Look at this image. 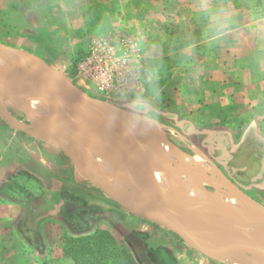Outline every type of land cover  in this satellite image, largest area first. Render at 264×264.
<instances>
[{"label": "rangeland", "instance_id": "obj_1", "mask_svg": "<svg viewBox=\"0 0 264 264\" xmlns=\"http://www.w3.org/2000/svg\"><path fill=\"white\" fill-rule=\"evenodd\" d=\"M16 3L0 0V33L12 34L0 35V42L36 55L122 113L142 117L184 153H202L215 166L217 179L232 182L225 164L205 155L209 134L221 131L245 152L253 150V142L264 147V52H257L261 38L256 41L264 33V0H26L29 9L14 14ZM10 24L13 29L6 30ZM224 31L228 33L220 35ZM92 49L94 63L111 75L103 88L102 78L97 84L87 68L79 70ZM7 117L27 123L13 107L0 110V175L5 162L15 173L28 165L56 181L58 204V185L64 184L68 192L90 203L122 209L82 175L63 149L12 126ZM246 158L234 165H243ZM42 159L51 167L43 168ZM239 190L264 201V182H248L246 191ZM149 226L168 234L180 259H186V250L195 254L192 264H224L188 246L172 231L155 223ZM111 248L125 250L117 240ZM175 251L157 244L147 257L154 264H181L173 261ZM86 256L94 257L93 252Z\"/></svg>", "mask_w": 264, "mask_h": 264}, {"label": "bare ground", "instance_id": "obj_2", "mask_svg": "<svg viewBox=\"0 0 264 264\" xmlns=\"http://www.w3.org/2000/svg\"><path fill=\"white\" fill-rule=\"evenodd\" d=\"M28 63L40 74L51 76L49 69L34 60ZM0 68L14 72L21 70V66L14 61V57L5 52H0ZM6 107L21 111L27 119V123H23L7 117V122L34 138L46 139L44 131L46 126L59 134L60 141L66 140V134H70L80 138L87 145L97 142L95 134L99 131L98 126L90 121L81 104L68 103L64 96L15 100L0 94V110ZM63 112H69L71 117L62 118ZM112 118L146 145V152L139 156V160L145 170L154 173V182L162 192L167 206L194 207L197 204L209 203L211 212L217 220H221L222 213L225 211H232L237 217L232 221V225L264 241V224H260L257 220V217L263 213L237 197L227 182L217 179L215 166L210 164L202 153L195 151L193 155H189L181 152L174 144H168L162 135L158 138L154 129L146 124L142 117L135 114H123L116 111ZM63 146L79 163L71 145L65 143ZM85 154L92 166L94 177L109 183L118 198L126 202L133 201L139 205L147 203L140 192L132 190L130 180L123 175L116 156L100 148H90ZM185 166L193 169V177L185 173ZM207 186L212 190H207ZM160 197L161 195L153 191L149 200L150 206L159 212L166 207L161 204ZM202 222L200 216H186L182 218L181 223L191 228ZM202 240L216 246L225 245L223 240L213 238ZM257 256V252L239 253L222 262L224 264H258Z\"/></svg>", "mask_w": 264, "mask_h": 264}, {"label": "water", "instance_id": "obj_3", "mask_svg": "<svg viewBox=\"0 0 264 264\" xmlns=\"http://www.w3.org/2000/svg\"><path fill=\"white\" fill-rule=\"evenodd\" d=\"M0 52H5L14 57V61L21 66L19 72L0 68V94L15 100L32 97L57 98L64 96L68 103L78 102L81 104L90 121L98 126L99 131L95 134L97 142L93 145H87L80 138L70 134H66V140L60 141L59 134L54 130H49L46 126L44 130L46 134L45 138L47 142L63 149L78 168H80L82 175L102 190L110 199L129 212L172 231L185 244L208 258L222 262L226 258L238 255L239 253L257 252L258 264H264V241L232 225V221L237 218L232 211H225L222 213L221 220H217L211 212L209 203L197 204L194 207L189 205L167 206L166 201L162 197V192H160V189L154 182V173L145 170L139 160V156L146 152V145H143L135 135L129 133L126 128L120 126L112 118L116 111L121 112L119 108L108 104L106 101L90 96L73 83L65 73L48 66L36 55L8 46L2 42H0ZM30 60H34L39 65L49 69L51 76L42 75L32 69L28 63ZM66 117H71V114L63 112L62 118ZM157 137L159 138L161 135H157ZM164 140L168 144H171L165 137ZM65 143L71 145L79 163L64 148L63 145ZM90 148L104 149L116 156L123 175L127 176L130 180L132 190L140 192L148 204L139 205L133 201H123L115 195L109 183L97 180L93 175L90 161L85 154ZM184 168L188 176H194L193 169L187 166ZM227 183L231 186L237 197L247 202L252 208L258 209L263 213L257 217V220L260 224H264V205L244 195L231 183ZM153 191L159 196L161 195L160 202L166 206L161 209V213L154 210L149 204L151 192ZM186 216H200L203 222L191 228L185 227L181 222L182 218ZM205 238L223 240L225 241V245L216 246L205 241L203 242L202 239ZM131 241L137 254L144 255L141 249H138L134 240L131 239Z\"/></svg>", "mask_w": 264, "mask_h": 264}, {"label": "crops", "instance_id": "obj_4", "mask_svg": "<svg viewBox=\"0 0 264 264\" xmlns=\"http://www.w3.org/2000/svg\"><path fill=\"white\" fill-rule=\"evenodd\" d=\"M14 1L16 3V0ZM27 5L26 0H18L16 6L19 8L16 7L18 10H13V13H24L29 9ZM5 29L13 28L10 24ZM227 33L228 31H224L220 35L224 36ZM2 34L12 35L8 32ZM258 38H261L262 43L259 47L261 50L257 52L263 53L264 33L259 35L256 41ZM46 143L52 146L50 142ZM8 163H4L5 173L0 175V264H34V260L36 264H84L85 257L77 261L72 253L80 246L88 244L90 239L89 246L94 249L92 251L94 257L98 258L104 247L103 244L101 246L94 244L101 239L107 243L100 232H106L112 238L111 243L115 240L118 243L120 241L124 251L134 254V260L138 261V264H154L152 258L147 256L148 250L153 247L156 249L157 244H161L167 251L169 249L175 251L174 243L169 241L168 234L153 229L149 226L152 222L129 212L122 206L121 209L114 204L102 206L90 203L80 194L68 192L63 188L66 187L64 184L58 185L61 188L59 193L61 203L58 204L55 197L57 193L53 190L56 181L52 177L44 178L37 170L23 164V170L15 173L11 168L7 170ZM47 164L45 159L41 160L43 168L51 167ZM8 171L11 172L7 174ZM65 196L80 202L78 206L81 208L76 214L69 216L62 213L61 207ZM131 239L144 253L143 256L137 254ZM119 248L122 249V246ZM111 253H121V251L111 248ZM183 254L186 259H180L179 253L175 251L176 256H172L173 261L176 259L182 261L181 264H192L195 254L186 250ZM163 259L166 262L169 260L166 255ZM84 261H88L87 258ZM92 264H98L97 260Z\"/></svg>", "mask_w": 264, "mask_h": 264}, {"label": "flooded vegetation", "instance_id": "obj_5", "mask_svg": "<svg viewBox=\"0 0 264 264\" xmlns=\"http://www.w3.org/2000/svg\"><path fill=\"white\" fill-rule=\"evenodd\" d=\"M253 150L245 152L242 146H236L230 140V137L221 131H214L209 134L205 142V155L218 160L220 163L225 164V168L230 172L229 178L232 180L229 183L236 185L241 190L248 189V182L250 184H261L264 182V147L258 142H253ZM248 156V157H247ZM247 157V158H246ZM246 158L243 165L235 166ZM226 171V172H227ZM228 181V180H227ZM260 204L264 205L262 198L260 200L252 197ZM80 204L70 196L63 198V205L61 211L63 214H76Z\"/></svg>", "mask_w": 264, "mask_h": 264}, {"label": "trees", "instance_id": "obj_6", "mask_svg": "<svg viewBox=\"0 0 264 264\" xmlns=\"http://www.w3.org/2000/svg\"><path fill=\"white\" fill-rule=\"evenodd\" d=\"M100 235L104 237L107 243H105L101 239L96 244H94L97 246H101L103 244L104 247L98 258L86 256L87 253L92 252L94 250L91 249L89 246L90 239H88L89 240L88 244L80 246V248L76 252L72 253L73 258L79 261L84 257H87L88 260L87 264H92L94 260H97L98 264H138L134 260V258H132L131 255L126 253L124 250H121V253L112 254L111 253L112 238L109 237V235L106 232H100Z\"/></svg>", "mask_w": 264, "mask_h": 264}, {"label": "built area", "instance_id": "obj_7", "mask_svg": "<svg viewBox=\"0 0 264 264\" xmlns=\"http://www.w3.org/2000/svg\"><path fill=\"white\" fill-rule=\"evenodd\" d=\"M97 51H99V49H97ZM95 61H96V54H95V50L92 49L91 56L88 57L82 63H80L79 70L87 68L86 72L93 73L92 77H95V78H93V80L95 81V83H96V80H97V84L99 83L98 79L102 78L103 82H100V83H101V86L103 88L104 85H105V84H103V83H105L104 79H106L107 76L110 77L111 75H108V69L107 68H101L100 66H97L96 63H94ZM107 79H109V78H107Z\"/></svg>", "mask_w": 264, "mask_h": 264}, {"label": "clouds", "instance_id": "obj_8", "mask_svg": "<svg viewBox=\"0 0 264 264\" xmlns=\"http://www.w3.org/2000/svg\"><path fill=\"white\" fill-rule=\"evenodd\" d=\"M147 118V117H146Z\"/></svg>", "mask_w": 264, "mask_h": 264}]
</instances>
